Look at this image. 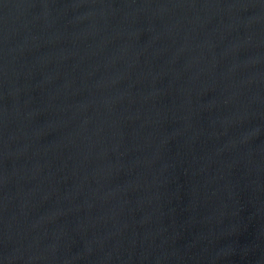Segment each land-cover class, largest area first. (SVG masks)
I'll return each instance as SVG.
<instances>
[{
    "label": "water",
    "instance_id": "obj_1",
    "mask_svg": "<svg viewBox=\"0 0 264 264\" xmlns=\"http://www.w3.org/2000/svg\"><path fill=\"white\" fill-rule=\"evenodd\" d=\"M0 264H264V0H0Z\"/></svg>",
    "mask_w": 264,
    "mask_h": 264
}]
</instances>
